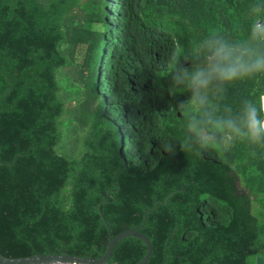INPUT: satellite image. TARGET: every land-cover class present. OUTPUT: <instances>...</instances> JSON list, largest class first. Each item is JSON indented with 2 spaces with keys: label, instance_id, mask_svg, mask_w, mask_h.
Instances as JSON below:
<instances>
[{
  "label": "trees",
  "instance_id": "obj_1",
  "mask_svg": "<svg viewBox=\"0 0 264 264\" xmlns=\"http://www.w3.org/2000/svg\"><path fill=\"white\" fill-rule=\"evenodd\" d=\"M254 7L264 0H0V255L98 260L137 228L146 264L264 256V149L184 152L190 93L173 81L204 39L245 38ZM225 89L211 97L221 111L264 94V77ZM73 98L90 104L74 157ZM146 251L127 237L108 263Z\"/></svg>",
  "mask_w": 264,
  "mask_h": 264
},
{
  "label": "clouds",
  "instance_id": "obj_2",
  "mask_svg": "<svg viewBox=\"0 0 264 264\" xmlns=\"http://www.w3.org/2000/svg\"><path fill=\"white\" fill-rule=\"evenodd\" d=\"M261 77H264V12L254 7L245 38L210 36L200 43L195 62L178 61L173 81L190 93L186 100L180 101L189 113L187 143L182 150L228 154L240 143L254 156L257 149H264V106L260 100L264 94L245 97L235 108L225 106L223 111L211 100L222 96L226 85ZM161 148L174 155L177 145L168 141Z\"/></svg>",
  "mask_w": 264,
  "mask_h": 264
},
{
  "label": "water",
  "instance_id": "obj_3",
  "mask_svg": "<svg viewBox=\"0 0 264 264\" xmlns=\"http://www.w3.org/2000/svg\"><path fill=\"white\" fill-rule=\"evenodd\" d=\"M104 223L107 226L105 220H104ZM127 237L135 238L144 243V245L147 248V251L144 257L137 264H146L151 254V244H150V241L144 235L138 232L137 228L126 230L118 234L114 238L109 237L105 254L98 260L73 257V256H69L66 254H63V255H34L28 258H18V259L6 258L0 255V264H72V263L105 264L109 262L110 257L116 245L122 239L127 238ZM253 264H264V256L255 257Z\"/></svg>",
  "mask_w": 264,
  "mask_h": 264
},
{
  "label": "rangeland",
  "instance_id": "obj_4",
  "mask_svg": "<svg viewBox=\"0 0 264 264\" xmlns=\"http://www.w3.org/2000/svg\"><path fill=\"white\" fill-rule=\"evenodd\" d=\"M81 54L79 52L76 53L75 55L77 56L76 60L80 59ZM71 70L72 69L69 68L65 70L63 74L66 75L70 73ZM72 83L75 84V86H79V83L75 80H73ZM85 108L90 109V104L85 103L79 107L76 98L75 99L73 98V100H71V102H69V104L67 105L68 113L63 117L64 121H67L68 119H72V122L70 121L71 122L70 128L66 131L67 133L65 132V135L68 134L69 138H65L66 145L64 150L66 154L72 157L76 156L79 151L78 139H79V133H81V129L83 128L82 122H83L84 111L86 110Z\"/></svg>",
  "mask_w": 264,
  "mask_h": 264
},
{
  "label": "built area",
  "instance_id": "obj_5",
  "mask_svg": "<svg viewBox=\"0 0 264 264\" xmlns=\"http://www.w3.org/2000/svg\"><path fill=\"white\" fill-rule=\"evenodd\" d=\"M72 264H76V263H72ZM105 264H109V263H105Z\"/></svg>",
  "mask_w": 264,
  "mask_h": 264
},
{
  "label": "crops",
  "instance_id": "obj_6",
  "mask_svg": "<svg viewBox=\"0 0 264 264\" xmlns=\"http://www.w3.org/2000/svg\"><path fill=\"white\" fill-rule=\"evenodd\" d=\"M262 106H263V102H262Z\"/></svg>",
  "mask_w": 264,
  "mask_h": 264
}]
</instances>
